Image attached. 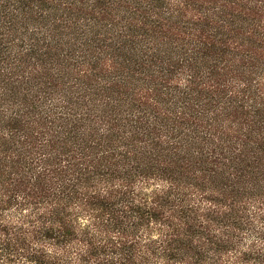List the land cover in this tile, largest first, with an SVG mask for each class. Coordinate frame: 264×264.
I'll return each mask as SVG.
<instances>
[{
    "label": "trees",
    "instance_id": "obj_1",
    "mask_svg": "<svg viewBox=\"0 0 264 264\" xmlns=\"http://www.w3.org/2000/svg\"><path fill=\"white\" fill-rule=\"evenodd\" d=\"M0 264H264V0H0Z\"/></svg>",
    "mask_w": 264,
    "mask_h": 264
}]
</instances>
